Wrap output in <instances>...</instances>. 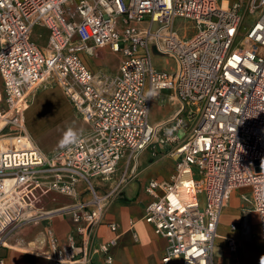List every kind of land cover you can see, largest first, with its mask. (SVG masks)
I'll use <instances>...</instances> for the list:
<instances>
[{
    "label": "built area",
    "instance_id": "1",
    "mask_svg": "<svg viewBox=\"0 0 264 264\" xmlns=\"http://www.w3.org/2000/svg\"><path fill=\"white\" fill-rule=\"evenodd\" d=\"M177 20L196 33L181 35L189 27L179 31ZM36 27L49 31L46 48L32 39ZM105 47L121 56L114 76L84 60ZM154 53L175 59L176 69H157ZM48 80L88 125L53 155L25 130L30 100ZM163 91L182 107L155 126L152 99ZM0 143V246L18 228L67 215L71 234L61 243L48 231L41 256L114 264L119 225L107 223L115 236L106 242L96 230L128 174L104 184L121 161L136 162L151 147L175 159L169 180L145 186L151 201L142 220L166 241L163 264H215L221 216L240 188L250 189L264 240V0L226 8L223 0H0ZM137 225L128 228L136 241Z\"/></svg>",
    "mask_w": 264,
    "mask_h": 264
},
{
    "label": "crops",
    "instance_id": "2",
    "mask_svg": "<svg viewBox=\"0 0 264 264\" xmlns=\"http://www.w3.org/2000/svg\"><path fill=\"white\" fill-rule=\"evenodd\" d=\"M227 1L231 2L233 0ZM178 21L183 20L176 21V27L179 31H181V28L177 26ZM184 21L188 22L187 20ZM189 23V29L186 33H184L183 31L179 32L181 35L186 36L188 38L192 37L196 33L193 24L191 22ZM103 56L105 57L104 54ZM88 59L89 56L84 57V60L87 63L88 67L95 74H107L110 76H114L118 72L119 67L115 68L114 65L112 67V70L109 72L105 70H102L101 72L96 71L89 66ZM153 64L157 69L164 71H174L177 66L175 59L171 57H164L157 53H154L153 55ZM161 96H164V99L167 100V103L159 101L160 103L151 105L150 123L155 126L164 124L171 120L175 116V114L180 111L182 107L181 103L174 96L173 92L163 91L159 94L158 97H156V99ZM38 99L36 101H38ZM170 101H173L171 107L169 105ZM157 105L160 106L159 110L154 107ZM167 149L168 148H164L161 151L166 152ZM42 152L47 155L56 153V151L45 152L44 150H42ZM141 157L142 155L138 158L136 162H130L128 160L121 161V163L119 164L118 171L114 178L104 184V186L109 189L111 186L114 185L115 182H117L122 172H126L128 174V180L122 188L123 191L121 196L108 208L104 216V224L100 225L96 230V235L99 242H106L115 236V234L112 233L107 226V223L111 222L117 223L119 225V239L117 241V244L119 240L125 235H131L133 241L138 242L140 239L138 226L143 223L147 225L149 231L155 235L152 228L142 220L145 214V208L151 201L150 196L145 192V186L152 179H158L160 181L169 180L174 173L169 174L168 172H166L162 177L160 176L151 177L147 179H140L141 173L143 171L141 169L140 164ZM133 165L137 166L134 172L132 171ZM140 170L142 171L140 172ZM250 198L251 194L249 188H240L232 193L230 201L226 208L229 205H233L234 209L230 213L228 210H226V208L223 210L221 216L222 219L218 227V238L215 241L213 253L215 264H264V240L261 238L260 235L261 231L259 224V216L253 210ZM133 199L136 200L130 202ZM134 206H138L142 210L143 214L141 216L137 217V215H131V210ZM130 220L138 222V225L135 229L138 235L137 241L133 238V234L128 231ZM43 221H45L44 224H42L46 225V233L43 237L40 238L42 239V241L43 239H45L47 232L52 231L54 236L59 240V242L64 243L72 232L71 220L67 215L53 216ZM232 225H235V229L232 228ZM156 237L158 238V241H160L161 245L159 247L158 257L156 258V260H150V257L149 260H140V264H163L161 259L167 244L163 238L158 236ZM229 240L235 242V250H231L228 246ZM2 242L4 246H0V264H51L49 260L41 256V253L45 250L37 251L35 249L19 244L13 245L6 242L5 240H2ZM115 247H113L111 252L114 257V264H126L123 261L117 260V257H115ZM2 252L6 253V256H3L1 254ZM89 264L106 263L102 258H96L93 260L92 263Z\"/></svg>",
    "mask_w": 264,
    "mask_h": 264
},
{
    "label": "rangeland",
    "instance_id": "3",
    "mask_svg": "<svg viewBox=\"0 0 264 264\" xmlns=\"http://www.w3.org/2000/svg\"><path fill=\"white\" fill-rule=\"evenodd\" d=\"M251 21V18L248 17L243 27H249ZM189 25V22H177V26L181 28V31ZM48 38L49 31L42 27H36L32 34L33 41L42 48L47 47ZM88 60L89 66L94 70L109 72L112 70L113 65L115 68L119 67L121 56L112 53L109 47H105L99 50L95 56H89ZM37 99L38 101H36ZM159 101L167 103L164 96H161L157 99L153 98L152 104L160 103ZM172 104L173 101H170V107ZM154 107L158 110L160 109L159 105ZM192 128L193 123H187L185 126V136H189ZM25 130L27 136L40 149L45 152L56 151L58 153L69 146L75 138L84 134L88 130V125L81 114L75 111L63 90L53 80H48L39 87L30 100L29 108L25 114ZM69 132H72L74 137L68 140L67 143H64ZM141 155L140 164L143 171L140 170V172L142 171L140 179L162 177L166 172L169 174L175 172V159L170 156L169 152L161 151L158 147H151ZM135 200L133 199L130 202ZM233 209V205H229L226 208L229 213ZM142 214L143 212L138 206L132 207V216L137 215L138 217ZM44 222L28 224L18 228L10 233L5 241L13 245L19 244L37 251H44L46 250V245L40 239L46 233V225H43ZM138 232L140 236L138 242L133 241L131 235H125L119 240L114 248V255L117 257V260L123 261L126 264H140V260H149V257L150 260H156L159 255V247L161 246L160 241L149 231L147 225L144 223L138 226ZM1 254L6 256L4 252Z\"/></svg>",
    "mask_w": 264,
    "mask_h": 264
},
{
    "label": "clouds",
    "instance_id": "4",
    "mask_svg": "<svg viewBox=\"0 0 264 264\" xmlns=\"http://www.w3.org/2000/svg\"><path fill=\"white\" fill-rule=\"evenodd\" d=\"M73 137H74V134H73L72 132H69V133L67 134V138H66V140L64 141V143H67L68 140L72 139Z\"/></svg>",
    "mask_w": 264,
    "mask_h": 264
},
{
    "label": "bare ground",
    "instance_id": "5",
    "mask_svg": "<svg viewBox=\"0 0 264 264\" xmlns=\"http://www.w3.org/2000/svg\"><path fill=\"white\" fill-rule=\"evenodd\" d=\"M228 4H229V1L223 0V6H224V8H226L228 6ZM0 145H1V143H0Z\"/></svg>",
    "mask_w": 264,
    "mask_h": 264
}]
</instances>
